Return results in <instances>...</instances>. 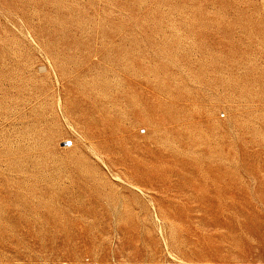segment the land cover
Masks as SVG:
<instances>
[{
    "label": "rangeland",
    "instance_id": "rangeland-1",
    "mask_svg": "<svg viewBox=\"0 0 264 264\" xmlns=\"http://www.w3.org/2000/svg\"><path fill=\"white\" fill-rule=\"evenodd\" d=\"M0 264H264V0H0Z\"/></svg>",
    "mask_w": 264,
    "mask_h": 264
},
{
    "label": "built area",
    "instance_id": "built-area-1",
    "mask_svg": "<svg viewBox=\"0 0 264 264\" xmlns=\"http://www.w3.org/2000/svg\"><path fill=\"white\" fill-rule=\"evenodd\" d=\"M72 144H73L72 141H69L68 143L65 144V146L70 147L72 146Z\"/></svg>",
    "mask_w": 264,
    "mask_h": 264
}]
</instances>
